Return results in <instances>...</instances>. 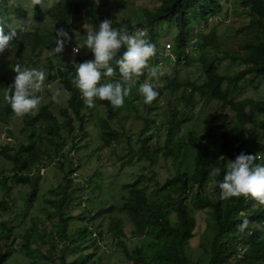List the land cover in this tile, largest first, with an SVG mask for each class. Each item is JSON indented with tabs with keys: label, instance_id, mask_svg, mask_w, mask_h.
I'll return each mask as SVG.
<instances>
[{
	"label": "trees",
	"instance_id": "trees-1",
	"mask_svg": "<svg viewBox=\"0 0 264 264\" xmlns=\"http://www.w3.org/2000/svg\"><path fill=\"white\" fill-rule=\"evenodd\" d=\"M159 1L154 8L135 9L133 18L126 15L119 27L143 32L155 43L156 54L149 61L156 66L164 25L175 24L179 60L185 58V66H190L189 47L198 49L204 83H180L174 78L173 84L162 85L163 90L158 87L159 95L145 104L137 91L142 82L138 80L118 108L107 100H97L99 121L88 130L93 107L84 104L73 83L75 65L67 68L56 61L51 48L57 34L41 30L47 23L74 28L81 12L78 2L58 0L47 10L36 4L34 23L29 27L28 10L22 4L0 0V21L18 28L15 49L0 53V83L6 87L0 94L10 92L12 84L4 71L8 54L17 65L47 68L49 84L57 81L69 94L66 106L37 107L24 114L36 139L28 134L29 143L2 147L11 167L8 170L0 164V264H108L103 256L108 237L131 264H195L191 243L199 224L195 208L206 209L209 215L205 237L198 246L206 264H264V230L256 227L264 222V204L250 197L221 200L217 187L227 161L241 150L264 157V99L239 96L247 81L264 76V0L243 1L242 12L248 21L239 29L246 37L245 54L240 56L221 50L217 24L200 32L195 26L207 25L212 16L221 15L223 0ZM86 12L94 15L98 11L88 8ZM123 51L122 47L118 55ZM226 59L243 63L244 69L233 75L219 71V64ZM147 76L145 70L143 80ZM133 94L142 101L137 102ZM198 95L202 100L208 96L216 101L201 123L193 122L200 106ZM1 100L0 96V119L9 120L16 114ZM154 110L156 118L150 115ZM133 115L140 128L127 126L126 119ZM201 125L203 128L197 129ZM50 145L55 153H50ZM79 147L82 156L77 158ZM105 148L115 157L112 165H97L89 177L79 172L83 159L97 164ZM47 160L55 163L57 174L60 172L59 182L42 191L40 171L46 168ZM136 161L144 165L137 168L132 180L120 184L112 174L107 182L106 172L114 173L115 162L122 168L127 164L135 168ZM75 172L79 179H75ZM18 185L29 188L25 196L13 194ZM117 187L123 189L121 200H117ZM95 192L100 196L98 204L93 200L88 206L85 199ZM37 205L46 216L35 210ZM245 216L250 222L241 231L238 226ZM100 217L107 219V227L102 221L96 224ZM134 238L139 240L132 243ZM92 246L94 250H84ZM19 255L29 258L18 259Z\"/></svg>",
	"mask_w": 264,
	"mask_h": 264
},
{
	"label": "rangeland",
	"instance_id": "rangeland-1",
	"mask_svg": "<svg viewBox=\"0 0 264 264\" xmlns=\"http://www.w3.org/2000/svg\"><path fill=\"white\" fill-rule=\"evenodd\" d=\"M19 4H22L26 10H28V21L29 23H34V12H35V5L40 4L44 9H49L50 7H54L58 0H15ZM78 2L79 8L81 9L80 14L76 17L77 19L74 21L76 23V26L74 28H66L61 26L57 23H47L45 26L41 28L43 32H49L52 34H57L56 29L58 28H65L69 31L72 39L67 41V43L64 45L63 52L56 53L54 51L55 46L51 48V53H56V61L60 63L61 65L69 68V64H76L77 62L83 61L85 59L92 58L91 56H88L90 54V51L86 47H80L79 51H73L74 48L77 47V45L82 44L84 37H85V31L88 27H91L93 25L99 24V22L105 18L111 19L113 26L119 28V22L126 17V15H132L133 18L134 14L133 11L138 8H147L151 9L160 4L159 0H76ZM244 0H223L224 6L223 11L221 15L212 16L210 18L209 24L205 25L203 23H195V26L197 27V31L203 30L206 26L208 28L213 27L215 24L218 25V32L220 34V41H221V50L229 51L236 55H243L245 54V49L243 47V42L245 40L244 33L240 32L239 29L248 21V16L245 12H242L244 10L243 5ZM88 8H93L94 10H97V14L94 15H88L86 10ZM103 17V18H102ZM168 25L170 28H167ZM164 25V33L160 35V62L157 63V71L159 73V77L157 80L158 87L162 88V85L166 82H169L170 84L174 83V78H176V81L180 83H184L186 81H193L196 84H202L205 81V75L202 71L201 63L199 62V56L200 51L196 49L194 46L189 47V51L191 53L190 61L191 65L186 67L185 66V58L182 60H179V55L177 48L175 46V35L177 34V28L175 24L169 23ZM29 27H32L31 25H28ZM194 42V41H193ZM171 43L173 49L171 51L166 50V44ZM30 54V53H29ZM35 56V55H33ZM32 56V57H33ZM7 63L4 66V71L7 74V76L12 80L15 76L14 67L17 65L14 61L15 58L12 54L7 55ZM11 57V58H10ZM27 64H21V66H26ZM32 67H36L37 69L43 70L46 74L44 87L42 90L37 93V95L41 96V101L38 107L43 106H51L56 109H59L63 106L67 105V101L69 98L68 92L60 87L57 81H54L53 83L49 84L50 79L48 77V69L45 68H39L36 65H33ZM152 65L150 64L148 68L145 70L148 71ZM242 69H244V64L235 61L232 59H226L221 64H219V71L226 72L231 75L240 72ZM168 73V75H166ZM143 81L142 73L137 78V81ZM172 82V83H171ZM1 84V83H0ZM1 91H4L6 88L4 84H1ZM161 90V89H158ZM163 90V88H162ZM54 92H58L57 99H53L52 94ZM182 89L179 90L177 93H181ZM2 97L1 103L4 104L5 101L3 100V95L0 94ZM240 98L248 97V96H256L264 99V76L259 77L254 82L247 81L246 87L243 89L242 93L239 95ZM133 97L136 98L137 102L142 101V98L138 95L137 97L133 94ZM164 98V97H163ZM165 99V98H164ZM196 100L199 102L200 106L196 108L197 115L195 117V121L193 122H202L205 118L206 114L208 113L209 109H213L215 106L216 101L208 99V96L205 97L204 100L200 98V96H196ZM141 107H143L142 104H140ZM183 105V103H182ZM165 110L169 109V106L166 102H164ZM160 107V106H159ZM160 111L162 108H159ZM199 109V110H198ZM34 111V110H33ZM97 111V103L93 106V115L90 119V122L87 123L86 127L91 128L95 126L94 124L99 121L98 119V113ZM157 112L151 111L150 115L153 118H156ZM126 124L129 127H133L134 129L140 128L141 123L139 120L136 119V116L133 115L130 118L126 119ZM199 123H196V125ZM203 125L199 126L197 129H202ZM34 127L32 125L27 124V118H25V115L23 116H17L15 115L11 119H0V164L4 165L8 168V170L11 167L10 160L8 156L5 155V153H2V147L4 145L14 144L15 146L19 147L23 143H29V135H32L33 139H36V136L33 132ZM91 147V146H88ZM81 148L79 147L76 157H80L81 155ZM50 153H55V147L49 146ZM88 152V151H87ZM103 158L97 163L94 164L93 161L89 164L86 162V159H83L84 162L79 163L80 164V170L82 174H85V176H88L94 171L97 165L100 167H105L108 165H112L113 161L115 160V157H113L110 154V149L105 148L103 151ZM128 158V157H127ZM47 166L45 169H42L40 171L41 174V190H47L49 189L53 184H58L59 182V174L58 171L56 172L55 169V163L50 164V161L47 160ZM144 162L143 161H136L135 162V168L131 166L130 164H127L126 166L119 167L118 162L114 163V173H108L106 172V180L107 182L112 179L111 175H117L116 176V182L117 183H124L127 181H130L134 178V173L137 171V168L141 170L143 168ZM133 167V168H131ZM53 168V169H52ZM110 182L107 183L106 189H109ZM150 188H154V185L151 184ZM122 188L117 187L115 190L117 200H121L122 196ZM29 191L28 187H23L22 185L15 186L13 189V194L17 196H25V192ZM102 195V193H100ZM87 196V195H86ZM97 196V197H96ZM103 196V195H102ZM88 200L85 199V203L90 206L93 200H96L95 204H98L97 202L100 199V196L97 192L94 193V196L92 193L89 194ZM91 197V198H90ZM108 196H106L105 200L107 203L110 201L108 200ZM153 198H156L153 196ZM41 200H44L42 197ZM75 208V207H74ZM35 210L39 214L45 215L46 212L39 208V205L35 207ZM89 210V209H88ZM195 215L197 216L199 220L198 224V231L196 232V235L192 238L191 243L193 246L192 253L194 254V262L195 264H206V257L205 254L202 253L201 249L198 247L199 243L203 238L205 237V228H207L208 220L207 218L209 215L207 214L206 209L201 208H195ZM80 211L79 209L76 210V214H78ZM208 215V216H207ZM46 216V215H45ZM2 219V218H1ZM0 219V220H1ZM103 222L104 227H107V219L100 217L96 219V224L98 222ZM78 223V222H77ZM76 226H79L77 225ZM95 237V236H94ZM111 238L108 237L106 239V248H103L105 253L104 261L108 264H131L124 253L122 252L121 248L114 247L111 244ZM139 239L134 238L132 239V243H136ZM131 243V244H132ZM18 245V244H17ZM84 250H94L93 246L84 249ZM27 258H29L27 255H25ZM24 256H18V259L25 258ZM72 258V256H70Z\"/></svg>",
	"mask_w": 264,
	"mask_h": 264
},
{
	"label": "clouds",
	"instance_id": "clouds-1",
	"mask_svg": "<svg viewBox=\"0 0 264 264\" xmlns=\"http://www.w3.org/2000/svg\"><path fill=\"white\" fill-rule=\"evenodd\" d=\"M56 33L54 51L61 54L65 43L72 37L63 27L56 29ZM17 37L16 26L0 21V53L6 49L14 50ZM168 44L166 50L171 51L172 44L170 43V48ZM80 47H86L92 53V58L75 64L73 83L79 89L84 104L90 108L97 100H107L114 108L122 106L131 88L136 85L137 78L148 68L150 58L156 54L155 43L147 39L143 32H130L124 25L114 27L112 20L108 18L101 20L98 26L86 29L83 43L73 51H79ZM122 47L124 51L118 55ZM13 69L16 74L10 92L3 94V100L17 116H23L39 106L41 96L37 93L44 87L46 74L36 67L16 65ZM158 77L157 66H152L148 70V76L138 84L137 91L145 104L152 103L159 95ZM52 96L57 99L58 92H54ZM217 187L221 200L250 197L264 204V157L259 153L241 150L234 159L227 161ZM249 222L245 216L239 229H247ZM256 227L264 230V222L256 223Z\"/></svg>",
	"mask_w": 264,
	"mask_h": 264
},
{
	"label": "built area",
	"instance_id": "built-area-1",
	"mask_svg": "<svg viewBox=\"0 0 264 264\" xmlns=\"http://www.w3.org/2000/svg\"><path fill=\"white\" fill-rule=\"evenodd\" d=\"M168 47L170 48L171 47V44H168ZM74 175H75V179H79V175H78L77 172H75Z\"/></svg>",
	"mask_w": 264,
	"mask_h": 264
}]
</instances>
